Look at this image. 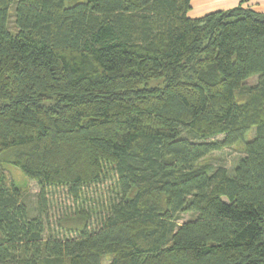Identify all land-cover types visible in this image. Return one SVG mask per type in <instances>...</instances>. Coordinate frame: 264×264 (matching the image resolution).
<instances>
[{
	"label": "trees",
	"instance_id": "trees-1",
	"mask_svg": "<svg viewBox=\"0 0 264 264\" xmlns=\"http://www.w3.org/2000/svg\"><path fill=\"white\" fill-rule=\"evenodd\" d=\"M190 1L0 0V155L39 187L32 215L0 173V264H264V13ZM108 174L47 229L49 189Z\"/></svg>",
	"mask_w": 264,
	"mask_h": 264
},
{
	"label": "rangeland",
	"instance_id": "rangeland-1",
	"mask_svg": "<svg viewBox=\"0 0 264 264\" xmlns=\"http://www.w3.org/2000/svg\"><path fill=\"white\" fill-rule=\"evenodd\" d=\"M256 82L257 77L254 76L247 79L245 85H254ZM150 85L155 86L159 85V83L151 82ZM252 135L253 130L248 131L245 135V140L250 139ZM242 155L243 145L242 143H236L232 147L212 153L204 158L202 163L208 162L215 166L221 165L231 170ZM4 156V154L0 155V173L3 174L8 185L14 183L19 187L22 201L27 205L30 214L35 215L37 210L36 194L39 191L38 184L35 180L26 177L18 167L6 162ZM112 178V174H108L107 179H104L101 183L83 190L81 200H77V202L73 200V197L64 187L49 189L46 196L47 213L45 215L47 229L52 233L54 231L60 232L63 230L61 226H65L66 224H68V227L72 226L75 222V216H77V210L98 209L104 206L111 196ZM193 217V214L184 213L181 215L179 223L191 220ZM95 220H98V218L94 216L91 222L95 224Z\"/></svg>",
	"mask_w": 264,
	"mask_h": 264
},
{
	"label": "crops",
	"instance_id": "crops-1",
	"mask_svg": "<svg viewBox=\"0 0 264 264\" xmlns=\"http://www.w3.org/2000/svg\"><path fill=\"white\" fill-rule=\"evenodd\" d=\"M241 0H191L188 15L192 18L201 17L207 13L227 10L239 4ZM243 7L264 13V0H250L243 3Z\"/></svg>",
	"mask_w": 264,
	"mask_h": 264
}]
</instances>
